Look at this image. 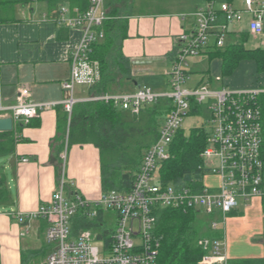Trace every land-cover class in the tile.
Returning <instances> with one entry per match:
<instances>
[{
    "label": "built area",
    "instance_id": "1",
    "mask_svg": "<svg viewBox=\"0 0 264 264\" xmlns=\"http://www.w3.org/2000/svg\"><path fill=\"white\" fill-rule=\"evenodd\" d=\"M105 0H89L87 10L59 7L57 23L81 33L80 40L68 56L69 76L62 84L68 94L63 100L64 111L71 115L79 102L110 103L115 109L138 115L146 105L158 99H168L171 110L158 129L157 140L143 153L141 163L128 192L111 190L96 201H88L73 192L68 193L65 158L57 176L49 202L29 214L11 213L18 224L31 220L46 223L45 241L51 246L45 264H157L160 238L155 234L158 209H173L183 213L193 211L204 217L206 230L215 237H201L197 246L203 251L200 264H227L226 221L240 204L254 199L264 201V163L261 109L258 98L264 89H212L208 83L187 88L186 68L190 60L200 56L210 45L225 48L230 27L248 17L247 29L253 37L263 34L264 1L241 0L236 7L232 0H205L195 10L194 27L177 37V51L170 69L165 73L169 90H153L143 86L134 92H121L75 99L77 87L92 88L100 81V65L93 59V47L104 40L103 23L108 19ZM28 90H19L16 104L0 102V119L10 118L12 130L27 124L42 111L54 108L55 102H32ZM205 107L208 119L206 144L199 155L200 178L186 183L162 185L159 169L170 157L169 147L181 129L183 119L196 108ZM27 162V160H22ZM217 180V185L207 182ZM196 183L199 188H196ZM208 183V184H206ZM112 213L115 230L102 229L99 218ZM94 222L97 229L73 233L76 217Z\"/></svg>",
    "mask_w": 264,
    "mask_h": 264
},
{
    "label": "crops",
    "instance_id": "2",
    "mask_svg": "<svg viewBox=\"0 0 264 264\" xmlns=\"http://www.w3.org/2000/svg\"><path fill=\"white\" fill-rule=\"evenodd\" d=\"M126 2L131 15L127 19V38L120 49L130 63L132 83L125 84L115 93L149 87L148 84H138V77L154 79L155 85L150 88L159 91L163 86L162 78L167 81L165 73L176 54L178 35L193 29L192 13L203 7L205 0ZM232 2L238 8L242 6L241 0ZM165 3L170 5L165 6ZM69 4V0H59L56 6L32 0L25 5H15L8 12L1 9L0 17L6 20L0 23L1 104L13 106L19 90L25 89L32 102H55L58 105L42 111L27 124H18L11 131L13 152L0 156L4 160L0 177L4 179L7 193L6 201L0 203V264H37L39 261L45 264L52 249L44 237L46 223L31 220L18 224L9 214H29L50 201L56 186L57 168L63 157L68 193L73 192L91 202L103 195L98 150L92 145L68 146L67 124L63 123L64 109L60 103L68 98V94L63 91L62 84L69 76V53L81 37L78 29L56 21L59 7L70 9ZM247 21L246 16L242 23L230 27L225 47L238 43L241 35L247 33L249 38L244 48L264 51V19L260 37L249 34ZM212 42L200 56L188 63L187 88L208 83L212 89H264V72L257 74L256 63L252 60L242 62L248 67L246 77L236 75L239 69L230 76H223L222 61L213 55L217 49L213 48ZM203 63L205 69L201 68ZM78 88L73 94L75 99L92 96L88 88ZM25 159L27 162L22 161ZM259 205L264 206V201L257 198L248 204H240L227 218L226 235L235 241L249 233L251 243L262 245L264 229L248 222L249 214L252 216L253 209ZM104 215L99 221H103ZM256 251L252 255H241L226 245L227 260L264 256V248L262 254Z\"/></svg>",
    "mask_w": 264,
    "mask_h": 264
},
{
    "label": "trees",
    "instance_id": "3",
    "mask_svg": "<svg viewBox=\"0 0 264 264\" xmlns=\"http://www.w3.org/2000/svg\"><path fill=\"white\" fill-rule=\"evenodd\" d=\"M31 1L0 0V14L1 9L8 12L15 5H25ZM42 1L55 6L59 3V0ZM69 2L70 9L85 11L89 6V0H69ZM104 7L108 17L102 26L105 37L93 47L92 55L100 65V81L89 88V95L92 96L115 93L125 84L132 83L130 63L120 49L121 43L127 38L130 7L126 0H105ZM5 21L0 17V23ZM248 38L247 33L242 34L238 43L230 44L213 53L222 61L223 76H230L238 62L245 59L255 61L258 73L264 72V51L244 48ZM258 105L261 109L262 125L260 155L264 163V95L258 98ZM171 108L170 100L158 99L155 103L144 106L136 116L119 111L110 103L79 102L74 105L70 116L63 111V123L67 124L68 146L92 145L98 150L103 193L113 189L128 192L143 153L157 140L158 129ZM196 111V108L192 109V113ZM206 138L207 133L202 128L193 129L188 136H185L181 129L176 133L169 147L170 157L159 169L162 185H176L178 181L186 183L191 178L198 181L201 176L198 171L201 164L199 155L205 147ZM13 150L12 132H0V156L8 155ZM60 169L61 164L57 168V176ZM196 188H199L197 183ZM6 199L5 182L0 177V203L5 202ZM155 216V234L160 238L157 264H197L204 254L197 246L198 239L203 236H216L207 230L204 233L200 232L199 227L206 225L196 219L200 215L193 211L183 213L173 209H158ZM83 229H97V225L82 217H76L73 233L76 234ZM261 241L264 248V236ZM227 264H264V256L231 259Z\"/></svg>",
    "mask_w": 264,
    "mask_h": 264
},
{
    "label": "rangeland",
    "instance_id": "4",
    "mask_svg": "<svg viewBox=\"0 0 264 264\" xmlns=\"http://www.w3.org/2000/svg\"><path fill=\"white\" fill-rule=\"evenodd\" d=\"M264 1V0H263ZM170 4L165 3V6H168ZM212 41V40H211ZM202 61H205V59H201ZM246 60H252V59H245V60H241L238 62V65L235 67L234 71L235 72L237 69L238 72L236 75H241L242 77H246L247 76V66L246 64L242 63ZM201 61V62H202ZM253 61V60H252ZM202 65V64H201ZM202 69L206 68V64L203 63V65L201 66ZM257 70V69H256ZM257 72V71H256ZM257 74H260L257 72ZM138 80V84H143L146 85L148 84L149 87H151L150 85H155L154 84V79L152 78H137ZM163 81V86L161 88V90H169V88L166 86V82L165 79L162 78ZM78 87L76 88V90L78 91ZM85 89V88H83ZM232 90V88H229ZM249 89V88H248ZM251 89V88H250ZM86 90V89H85ZM128 115V114H127ZM139 115V114H138ZM137 116V115H136ZM207 119H208V114L207 111L205 109V107L202 108V110L200 111L199 114L197 113H192V111L183 119L182 122V127H181V131L185 136H188L189 133L193 130V129H198V128H202L206 131L209 130V126H207ZM133 147V145H132ZM4 160L2 158H0V167L2 166ZM207 182H209L212 185H217V180H215L214 178H210ZM176 183H181L180 181L176 182ZM208 184V183H206ZM115 190V189H113ZM254 213L252 216H250L249 214V218H248V222H250L252 225L255 226H260L261 228L264 229V206H257L255 207ZM204 217L200 215V217H196V219H198L199 221H201L202 223L204 222V224L206 225V221L203 219ZM200 223V222H199ZM102 229L107 230L108 232H113L115 230V219L112 213L109 214H105L103 221H102ZM200 228V232L204 233L206 230V227L202 225V227ZM227 236V235H226ZM251 235L249 233L245 234L244 236H241L239 238H237L235 241H233V239H231L229 236H227L226 239V245L227 248L231 247L232 249H234L235 252H238L241 255H252L255 254L258 250L259 253H263V248L262 245L258 244V243H251ZM206 237L207 236H203ZM201 260V259H200ZM200 260L198 261L197 264H200ZM40 264V261L37 263Z\"/></svg>",
    "mask_w": 264,
    "mask_h": 264
},
{
    "label": "water",
    "instance_id": "5",
    "mask_svg": "<svg viewBox=\"0 0 264 264\" xmlns=\"http://www.w3.org/2000/svg\"><path fill=\"white\" fill-rule=\"evenodd\" d=\"M12 121L10 118L0 119V132H11Z\"/></svg>",
    "mask_w": 264,
    "mask_h": 264
}]
</instances>
